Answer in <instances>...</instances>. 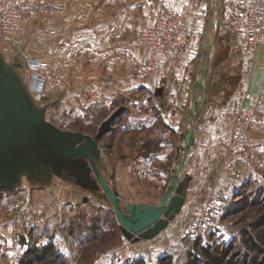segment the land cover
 <instances>
[{"label": "crops", "instance_id": "0c3cea01", "mask_svg": "<svg viewBox=\"0 0 264 264\" xmlns=\"http://www.w3.org/2000/svg\"><path fill=\"white\" fill-rule=\"evenodd\" d=\"M50 1L55 6V14L23 26L16 42L24 56L36 57L41 62L38 67V73L43 80L40 92L30 87L29 77L26 78L25 74L26 62H8L5 53L0 50L1 100L24 118L33 122H46L70 134L79 135L84 140L86 137H93L101 122L118 107L124 106V115L128 120L124 122L122 115L114 131L108 134H118L121 129L117 127H121V123H130L132 177L137 173V164H156L158 160H162L163 152L168 146L173 147L172 150L177 156L183 148V134L192 126L193 143L189 147L182 171L187 176V183L185 202L180 212L191 195V187L194 186L198 195L216 175L217 166L220 164L222 137L231 130L237 110L242 104L250 111V120L244 130L252 133L264 132V45L255 53L254 60L239 62L227 58L216 63L212 76H207L209 83L201 87L209 66L204 59L197 65L195 56L200 47L199 37L205 29L207 6L214 5L216 0ZM160 4L174 7L191 5L193 26L190 38L177 63L169 67L166 75L133 78L130 76L132 66L137 61H145L150 52L149 47L136 43L139 29L153 21V8ZM6 42L11 40L7 39ZM195 68L197 75L193 79L192 72ZM234 68L241 70L239 75L230 72ZM190 85L193 105L186 113ZM158 87H162L163 92L161 95L155 94L156 97L152 99L159 103L157 116L162 122L157 137L152 135L154 130L149 132L147 126L141 127L138 122L140 119L143 121L152 117V104L138 108L129 102L138 96L140 100L143 99L139 94L140 88L156 92ZM247 93L252 95L251 99L246 98ZM147 101L152 102L151 98ZM84 125L96 127L92 131ZM137 133L141 138L135 137ZM31 135L17 139L12 144L15 154L7 152L8 172L1 188L20 181L11 179L13 173L20 178L24 175L23 159L20 158L22 151L21 148L17 150V145L22 147V140L32 138ZM172 137L175 140L168 139ZM45 138L46 143L50 142L47 136ZM46 147H49L48 144ZM97 148L94 151L95 163L101 179L109 184L103 169L98 165L100 153ZM52 155L62 164L55 171L43 169V175L47 177L45 183L54 176L61 175L73 181L85 193L96 194L103 191L109 200L102 186L97 189L88 188L69 172L71 164L66 158ZM175 158L178 163V158ZM183 158L184 156L181 160ZM121 163L125 166L128 162ZM226 173H221L223 180L220 187H224L225 177L230 175ZM90 177L98 180L94 170ZM29 178L35 179L33 176ZM98 182L100 183L99 180ZM114 190L119 198L118 191ZM131 203L158 205V202L152 200H132Z\"/></svg>", "mask_w": 264, "mask_h": 264}, {"label": "rangeland", "instance_id": "374dc122", "mask_svg": "<svg viewBox=\"0 0 264 264\" xmlns=\"http://www.w3.org/2000/svg\"><path fill=\"white\" fill-rule=\"evenodd\" d=\"M237 6V0H216L214 5L207 6L205 29L199 37L200 47L195 56L197 65L204 59L209 66L201 87L209 83L207 76H212L216 63L227 58L239 62L254 60L255 53L248 50L242 36L232 28V17ZM19 34L15 37L0 35V50L5 53L8 62H26L25 74L30 79L31 65L35 63L40 67L41 62L36 57L24 56L18 49L19 43L16 42ZM139 38L140 36L136 43L143 45ZM137 63L138 61L131 70ZM195 70L196 68L192 72L193 79L197 75ZM240 71L239 68L230 70L237 75ZM150 75L155 74L147 76ZM191 86L188 87L186 113L193 105ZM154 92L140 88L139 94L143 99L140 100L139 96L132 98L129 104L138 108L152 104V117L138 122L141 127L147 126L149 132L154 130L152 135L158 137L162 122L157 116L159 103L152 101L156 97ZM149 98L152 101L150 103L147 101ZM125 113L124 122L128 120ZM247 123L242 129L250 136L248 155L233 174L225 177L223 185L227 189V196L218 223L200 235L194 236L185 231L207 186L221 173L220 164L216 175L204 190L201 189L197 195L194 186L191 187V195L182 212L161 233L148 240L136 235L129 239L123 234L113 205L103 191L96 194L85 193L73 181L61 175L54 176L45 183L47 177L43 175V169L55 171L62 162L53 157L49 147H46L49 142H45V135L41 132L22 140L23 146L17 145V150L21 148L22 151L20 158L23 159L24 175L20 178L13 173L11 179L20 181L7 188L0 187V264H21L22 259L31 258L30 255L25 256L31 248L43 247L48 243L53 244L54 251L60 257L57 259L54 254H49L45 259L32 257L31 264H158L162 258L167 257L171 258L172 264H189L193 257L198 258L201 262L199 264H206L201 258V244L226 249L230 255L228 258L246 259V264H264V240H257L258 250L251 248L246 241V237H256L259 232H264V223H261L264 217V132L245 131ZM121 124V127H117L121 129L118 134H107L99 141L97 149L100 157L97 162L103 169L107 182L118 191L120 207L128 214L131 212L127 205L132 200L161 203V196L166 187L168 189L171 177L175 175L174 170L181 161L183 150H179L176 156L173 147L168 146L163 152L162 160H158L156 164H137V173L132 177L131 125ZM84 127H90L93 131L96 126ZM135 137L141 138L138 133ZM168 139L173 141L175 137ZM16 141V138L10 136L3 138L0 160L7 152L15 154L12 144ZM43 143L46 145L43 146ZM175 157L178 158V163ZM20 158L17 159L18 163ZM121 162L128 163L123 166ZM182 171L183 168L179 170L180 179L185 178ZM31 176L38 181L29 178ZM94 220L100 226L98 231L90 230Z\"/></svg>", "mask_w": 264, "mask_h": 264}, {"label": "built area", "instance_id": "2783aa9c", "mask_svg": "<svg viewBox=\"0 0 264 264\" xmlns=\"http://www.w3.org/2000/svg\"><path fill=\"white\" fill-rule=\"evenodd\" d=\"M232 17V28L244 38L250 52L256 53L264 44V0H238ZM153 21L140 29V43L149 47L145 61L138 62L130 72L133 78L145 77L151 73L167 74L170 66L177 63L181 51L192 32L191 11L188 4L180 7L165 4L153 8ZM55 14L50 0H3L0 2V35L15 37L21 28L34 21ZM38 64L30 67V87L40 92L43 80L38 73ZM251 99L250 93L246 94ZM250 119V111L242 104L235 115L231 130L222 137L220 171L233 174L239 163L248 155L250 136L242 126ZM219 173L210 183L195 209L191 223L185 231L194 236L204 234L209 227L218 223L222 216L227 189L220 187L223 180Z\"/></svg>", "mask_w": 264, "mask_h": 264}, {"label": "water", "instance_id": "95a60500", "mask_svg": "<svg viewBox=\"0 0 264 264\" xmlns=\"http://www.w3.org/2000/svg\"><path fill=\"white\" fill-rule=\"evenodd\" d=\"M162 92L163 88L158 87L155 94L161 95ZM1 96L0 92V143L7 136L21 139L24 136L39 132L47 136L50 139L48 146L51 153L68 160L71 164L69 170L71 174L88 188L97 189L102 186L113 205L120 228L127 238H133L135 235L144 239L154 238L181 211L185 202L187 176L180 179L179 170L183 168L185 158L189 153V147L193 143L192 126L183 134L184 146L182 150L184 158L174 170L175 175L171 177L169 187L163 195L161 203L158 205L131 203L127 205V209L131 213L127 214L118 203L117 192L101 179L94 158V151L98 146V142L106 134L114 131L115 125L119 122L125 111L124 106L118 107L106 117L99 125L93 137H86L84 140H81L79 135L70 134L46 122H33L30 119L24 118L18 112L7 107L2 102ZM8 159L9 154H5L0 160V185L6 181L8 172L6 163H8ZM92 170L95 171L100 183L95 178L90 177Z\"/></svg>", "mask_w": 264, "mask_h": 264}, {"label": "trees", "instance_id": "16d2710c", "mask_svg": "<svg viewBox=\"0 0 264 264\" xmlns=\"http://www.w3.org/2000/svg\"><path fill=\"white\" fill-rule=\"evenodd\" d=\"M97 220H94L93 224L90 226L91 231H98L99 230L100 226H99ZM261 223H264V217L262 218ZM257 224H259V223H257ZM257 240H264V232H259L256 235V237H254V236L246 237V241H247L248 245L251 248L258 250ZM200 248H201V251L203 253V257H201V258L204 259V262L206 264H246V259L242 260L240 258H237V259L228 258L230 255H229V251L226 249H219V248H214V247L212 248V246L208 245V244H206V245L201 244ZM49 254H54L55 258H57V259L60 257V254L57 253L56 251H54V246L52 243H48L43 247H33V248H31L29 253H27L25 255V256L30 255L31 258L30 259L29 258L22 259L21 264H31L32 257L33 258L41 257L42 259H45L48 257ZM199 263H201V262H199L197 257L190 258V260H189V264H199ZM158 264H172V261H171L170 257H167L165 259L162 258L161 262H159Z\"/></svg>", "mask_w": 264, "mask_h": 264}]
</instances>
